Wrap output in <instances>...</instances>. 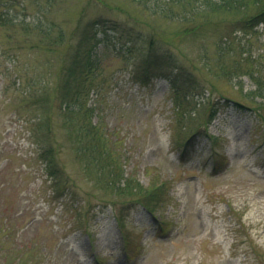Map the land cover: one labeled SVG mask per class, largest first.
I'll return each instance as SVG.
<instances>
[{"label": "rangeland", "instance_id": "1", "mask_svg": "<svg viewBox=\"0 0 264 264\" xmlns=\"http://www.w3.org/2000/svg\"><path fill=\"white\" fill-rule=\"evenodd\" d=\"M95 15L122 30L102 34L94 49L93 81L104 90L90 91L87 102L110 155L107 166L86 170L69 141L74 119L60 113L50 88L41 93L51 101L42 102L45 114L51 110L48 128L33 120L40 86L57 75L65 34ZM0 18V264H264V104L242 95L253 87L247 76L237 84L215 73L214 25L186 33L136 0H0ZM36 20L43 29L52 24L49 40L62 32L64 43H47L29 25ZM217 23L229 31L231 24ZM151 35L160 54L146 62ZM231 40L227 60L256 70L264 85V25ZM174 83L195 95L184 109L172 105ZM30 87L35 96L24 93ZM202 90H211L205 102ZM222 95L247 107L217 104L209 120V103ZM197 128L200 139L180 159ZM116 165L131 188L106 184ZM161 181L151 211L146 192Z\"/></svg>", "mask_w": 264, "mask_h": 264}, {"label": "trees", "instance_id": "2", "mask_svg": "<svg viewBox=\"0 0 264 264\" xmlns=\"http://www.w3.org/2000/svg\"><path fill=\"white\" fill-rule=\"evenodd\" d=\"M138 3L142 4L145 9L150 10L152 13L159 14L160 16L174 20L182 23L184 25L183 32L194 33L196 34L198 30L202 29L208 24L214 25L216 30V35L218 36L217 45V63L213 67L217 70L215 73L226 75L227 78H234L237 80V84L241 81L243 76H247L253 87L247 89L242 93V95L250 102H255L259 104H264V85L261 82L260 76L254 69L245 68L241 70L240 64L241 61L237 59L227 60V52L229 51V45H231V39L236 37L237 31L242 29L252 30L254 27H257L259 24L264 25V0H136ZM10 21V19L8 20ZM36 20L33 24L30 22V27L37 29V31L46 39L48 43L49 38L52 37V24L48 28L43 29V26ZM217 22H227L231 24L228 28L229 31L224 30L223 32L219 31L220 25ZM6 27L3 19L0 18V26ZM28 24H24L26 31L30 30ZM121 24L116 22L113 19L102 15H95L91 18L80 22V25L70 31L68 34H65L67 43L62 41L64 34L59 33L57 38H52L49 40L54 43L55 41L64 43L65 50L59 63V68L57 75L54 76V80L43 86H40L42 80L39 81V89L37 95V101H40L39 113H36L34 116V122H36L37 128H42L44 123H47V128L49 126L48 118L51 115V110L47 106L46 114L43 111L44 105L47 102L51 103L49 96L44 98L41 93H45L47 88L53 93L55 100L57 101L58 109H60L61 114H66L68 120L74 119L73 124V133L71 130L69 133L72 135L69 136V141L71 143H77L78 146L76 150L80 156L79 160L85 167V169H90L92 165L107 166L108 157L110 153L107 151L104 144V140L101 138L99 131V126L97 122H92L91 113L94 110V105L87 102V96L89 92H94L96 96H100L104 87L102 84H97L93 81V77H97L96 68L94 60V49L98 43L102 41V34H105L107 31H118L122 30ZM65 39V40H66ZM73 43H71V42ZM149 49L145 55V61H153L160 54L158 48V41L154 38L153 35L149 37ZM50 44L47 45L49 47ZM51 51H54L52 48H48ZM228 49V50H227ZM166 51L169 49L166 48ZM206 65V62H205ZM221 74V75H222ZM15 79V78H13ZM17 79V78H16ZM101 80V78H100ZM50 85V86H49ZM21 86L20 82L17 83V88ZM16 87V86H15ZM92 89V90H91ZM171 100L172 105L177 107V109H184L183 106H187L188 102L193 100L195 95L189 96L185 91H181L179 86L174 83L171 87ZM188 87L186 91H188ZM27 95H34V88L30 87L26 90ZM199 94V93H198ZM211 90H207V94L204 91H201V97L204 98V102L210 97ZM35 96V95H34ZM26 97V96H25ZM191 97V99H190ZM261 99L257 101L256 99ZM196 101L194 100L193 107L195 108ZM230 105L236 109L242 107H247L244 102L239 100H233L227 96L222 95L221 100L214 99V101L209 103L208 109V118L209 120L213 118L217 104L220 105ZM190 106V112L193 109ZM255 108V106L253 107ZM258 110V108H255ZM188 110V109H187ZM73 115H76V118H73ZM201 123L199 127H201ZM193 135L190 136L189 140L184 145L180 155V159L185 160L187 155L190 154V151L194 147L200 137H197L198 134L202 135L200 128H197ZM205 137L213 138L210 133H205ZM52 152L49 150V153ZM43 157L45 160H48L49 167H52V158L51 154L44 153ZM214 171L217 169L216 166L219 165V162L213 158ZM116 168V169H115ZM91 170V169H90ZM117 165L113 170L109 172L111 179L106 183L108 186L116 188L120 192L125 189L132 187V179L128 175H124L122 172L117 171ZM114 171V172H113ZM106 172V171H105ZM115 178V176H118ZM164 182H159L155 184L152 188L147 190V202L144 205L149 208L151 211L153 208H150L151 202L158 200V197L164 191ZM138 191H144V188L137 187ZM119 225H121V233L124 238V243L129 241V234L123 230L122 222L120 219H117Z\"/></svg>", "mask_w": 264, "mask_h": 264}]
</instances>
